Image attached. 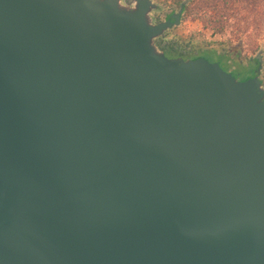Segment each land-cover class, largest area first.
<instances>
[{
    "label": "water",
    "instance_id": "1",
    "mask_svg": "<svg viewBox=\"0 0 264 264\" xmlns=\"http://www.w3.org/2000/svg\"><path fill=\"white\" fill-rule=\"evenodd\" d=\"M157 8L0 0V264H264V91Z\"/></svg>",
    "mask_w": 264,
    "mask_h": 264
},
{
    "label": "rangeland",
    "instance_id": "2",
    "mask_svg": "<svg viewBox=\"0 0 264 264\" xmlns=\"http://www.w3.org/2000/svg\"><path fill=\"white\" fill-rule=\"evenodd\" d=\"M172 1L153 0L154 3L158 4V8L152 12L153 22H156V15L164 12L165 9L176 8ZM164 38L170 43L180 45V49L190 48L194 50L205 47H219L232 53L234 49L240 47L242 53H244L253 44H263L264 31L255 30L252 26L242 24L236 18L230 16L224 24L222 33L213 34L197 17L188 15L186 18L180 20L177 26L170 29L164 35ZM184 44H187V46H184ZM201 55L212 60L218 58L213 51H206Z\"/></svg>",
    "mask_w": 264,
    "mask_h": 264
},
{
    "label": "flooded vegetation",
    "instance_id": "3",
    "mask_svg": "<svg viewBox=\"0 0 264 264\" xmlns=\"http://www.w3.org/2000/svg\"><path fill=\"white\" fill-rule=\"evenodd\" d=\"M181 8L176 7L165 9L164 12L156 15V21H160L166 18H169L171 22L174 24L168 28L162 35L156 37L154 39V44L156 48L164 54L166 58H181L183 60L192 59L191 56L196 57H204L201 54L206 51H213L215 55L218 57L215 60L207 59L210 62H217L218 65L225 71L229 72L235 80H243L247 77L255 78L261 89L264 91V48L263 44L256 43L253 44L252 47L246 52L242 53L240 47L234 49L232 53H230L226 49L215 48V47H205V48H197V49H175V51H170L169 47L172 46L173 43L166 41L164 35L173 27L177 26L179 23V16L181 15ZM177 14L171 15V14ZM262 46V48H260ZM172 55H175L174 57ZM223 65V66H222ZM264 102V97L262 99Z\"/></svg>",
    "mask_w": 264,
    "mask_h": 264
},
{
    "label": "trees",
    "instance_id": "4",
    "mask_svg": "<svg viewBox=\"0 0 264 264\" xmlns=\"http://www.w3.org/2000/svg\"><path fill=\"white\" fill-rule=\"evenodd\" d=\"M172 3L182 10L179 21L188 15L197 17L213 34L222 33L230 16L255 30L264 31V0H173ZM174 48L179 49L180 45L173 43L169 50L175 51Z\"/></svg>",
    "mask_w": 264,
    "mask_h": 264
}]
</instances>
